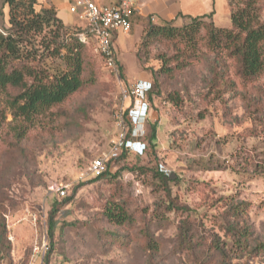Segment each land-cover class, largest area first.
Wrapping results in <instances>:
<instances>
[{"label":"rangeland","instance_id":"rangeland-1","mask_svg":"<svg viewBox=\"0 0 264 264\" xmlns=\"http://www.w3.org/2000/svg\"><path fill=\"white\" fill-rule=\"evenodd\" d=\"M216 2L223 6V0ZM257 7L264 17V0ZM140 31L117 32L113 48L121 67L118 76L106 68L94 41L86 37L98 65V84L68 104L72 114L68 126L47 135L42 128L30 130L23 152L1 143L21 125L2 105L0 222L4 220L9 252L0 264H39L41 257L33 258V246L42 241L48 245L43 255L47 264H204L200 258L211 240L234 249L223 229L229 202L249 204L250 246L264 245V76L245 83L232 73V62L228 72L219 70L224 80L214 86L213 56L197 58L184 49L186 67L172 78H158L160 94L150 97L148 121L127 124L128 138L143 142L155 123L154 146L148 143L144 150L139 146L137 152L133 147L117 158L111 170L119 173L115 179L88 176L90 162L107 154L117 139L116 117L128 106L122 88L140 81L153 88L152 71L160 67L156 55L175 53L170 44L154 45L141 66L136 59ZM168 93H178L180 103L165 99ZM156 171L165 173L167 183L155 176ZM55 186H67L65 194L51 190ZM109 201L122 204L134 224L111 225L103 216ZM54 204L59 210L50 238L49 212ZM183 224L204 244L197 255L178 249ZM144 229H150L158 251L143 248ZM110 233L133 242L128 248L119 246L109 239ZM229 264H264V251Z\"/></svg>","mask_w":264,"mask_h":264},{"label":"trees","instance_id":"trees-1","mask_svg":"<svg viewBox=\"0 0 264 264\" xmlns=\"http://www.w3.org/2000/svg\"><path fill=\"white\" fill-rule=\"evenodd\" d=\"M259 2L260 0H227L230 13V25L227 28L214 25L212 19L214 11L189 17V22L183 26L172 22L155 24L149 20L142 31L141 43L136 52L138 63L141 66L144 64L154 45L170 44L175 53L172 57L166 53L167 51L156 55L160 67L157 71H152L154 89L149 84L150 90L146 94V101L150 103V97L155 92L157 95L160 94L157 90L160 88L158 78L164 76L172 78L176 72H181L186 67L187 60L184 58L186 48L198 56L197 58L201 54L213 56L211 66L215 74L214 86H219L224 80V72L221 71L225 69L228 72L232 67L231 62L232 73L245 83L264 76V17L257 7ZM4 3L8 7V28L6 32H0V122L5 119L2 110L4 104L14 120H21V125L13 135L3 137L1 143L7 142L10 148L23 152L30 130L35 132L42 128L44 135H47L55 134L68 126L72 118L68 104L98 84V65L91 55L89 46L79 35L85 34L92 40L93 37L86 29L65 26L53 7L37 10V0H4ZM99 57L104 62L100 55ZM118 67L121 69L119 64ZM217 78L219 80L215 81ZM224 83L226 86L229 84ZM178 95L168 93L165 99L178 105L180 103ZM149 109L151 106L139 118L134 115L136 120L147 122ZM156 129L157 125L151 124L148 137L137 145L131 144L127 138L126 146L118 158L128 155L133 151V147H137L135 149L137 152L139 146H143V150L148 143L154 146ZM112 166L113 163H109L106 171L94 180H101L107 176L115 179L119 173L111 174ZM164 174L163 171H156L155 176L166 181ZM227 205L223 229L226 236L232 240L234 249L230 251L227 244L219 239L211 240L200 258L204 264H229L233 259L249 258L257 250L264 251V245L258 244L252 248L249 243L252 238L249 204L229 202ZM58 210V205L54 204L49 212L50 238ZM169 210L173 211L174 207H169ZM103 216L116 227L134 224L132 215L127 213L122 204L115 201L108 202ZM5 235L6 227L2 220L0 260L3 254L9 252ZM118 236L117 233H110L109 239L127 248L133 242L128 236L127 242L124 241L125 237L118 239ZM142 236L143 248L146 251L159 250L158 242L152 238L150 229H144ZM203 245L193 238L190 227L181 225L177 242L179 250L197 255V250ZM51 248L50 246V251Z\"/></svg>","mask_w":264,"mask_h":264},{"label":"built area","instance_id":"built-area-1","mask_svg":"<svg viewBox=\"0 0 264 264\" xmlns=\"http://www.w3.org/2000/svg\"><path fill=\"white\" fill-rule=\"evenodd\" d=\"M74 5L70 8L71 13L77 14L80 19L86 21V30L94 40L95 50L100 55L107 69L119 75L118 60L113 48V37L118 31L129 34L131 29L130 19L137 10L141 0H118L113 6H100L92 0H74ZM82 41H85V34L79 35ZM150 90L147 82H139L130 85L128 88L123 87L121 94L124 101H128L126 109H121L117 115V139L112 144L108 153L93 159L87 169L88 176L97 178L107 169L109 163H113L126 146L128 138V125L138 124L135 116L141 117L145 110L150 107L146 101V94ZM128 112V113H127ZM135 115V116H134ZM140 122V121H139ZM130 143H140L130 139ZM67 186L52 187L63 196ZM48 250L46 241L35 242L33 246V258L41 257L39 264H47L43 261V255Z\"/></svg>","mask_w":264,"mask_h":264},{"label":"crops","instance_id":"crops-1","mask_svg":"<svg viewBox=\"0 0 264 264\" xmlns=\"http://www.w3.org/2000/svg\"><path fill=\"white\" fill-rule=\"evenodd\" d=\"M100 6H113L118 0H92ZM37 10L41 8L53 7L57 17L67 27L86 29V21L80 19L77 14L71 13L70 8L74 5V0H37ZM216 0H141L137 10L132 15L131 29L141 30L148 21L155 24L174 23L183 24L189 17L201 16L214 11L213 23L217 27H228L230 25V13L227 0H223V6H217ZM8 26V7L4 0H0V32ZM130 34V33H129ZM117 33L113 37L115 43ZM118 60V59H117Z\"/></svg>","mask_w":264,"mask_h":264}]
</instances>
